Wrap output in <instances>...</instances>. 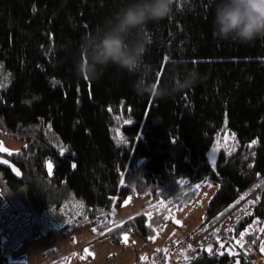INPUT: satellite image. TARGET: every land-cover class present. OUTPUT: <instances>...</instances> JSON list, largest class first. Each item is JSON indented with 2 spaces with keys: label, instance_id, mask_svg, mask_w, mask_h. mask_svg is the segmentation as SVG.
Here are the masks:
<instances>
[{
  "label": "trees",
  "instance_id": "obj_1",
  "mask_svg": "<svg viewBox=\"0 0 264 264\" xmlns=\"http://www.w3.org/2000/svg\"><path fill=\"white\" fill-rule=\"evenodd\" d=\"M124 2L0 0V135L23 141L15 152L0 151L21 173L16 179L0 167L2 247L9 252L58 231L43 217L49 204L79 202L88 220L133 196L148 197L143 209L162 208L103 222L97 232L114 243L135 233L141 247H151L164 234L156 230L165 223L160 213L188 207L209 182L215 190L184 241L227 216L232 237L188 247L172 264H247L246 248L264 243V38L218 39L211 0H174L168 17L146 26L145 61L158 86L174 69L196 67L200 79L171 96H140L137 77L115 65L97 78L77 69L83 35ZM224 128L236 147L210 162L207 152ZM255 189V205L236 207ZM173 246L133 264H168Z\"/></svg>",
  "mask_w": 264,
  "mask_h": 264
},
{
  "label": "rangeland",
  "instance_id": "obj_2",
  "mask_svg": "<svg viewBox=\"0 0 264 264\" xmlns=\"http://www.w3.org/2000/svg\"><path fill=\"white\" fill-rule=\"evenodd\" d=\"M21 145H23V141L19 139L0 135L1 152H4L2 151L4 148L10 150V152L5 153L15 152ZM235 147V135L229 128H224L215 136L213 144L207 152V158L210 162H213L219 150H230ZM47 169L51 174L52 162L50 160L47 161ZM200 185L194 202L188 207L186 206L173 214L159 212L163 214L165 223L156 228V230L164 231L162 238L156 242V245L161 243L164 245L163 247L159 246L157 249H166L170 244H174L169 251L172 255L166 258L168 264H172L173 258H186L190 245V248H193L195 245L212 244L215 241L213 240L214 234L221 233L222 230H225L224 227L227 226V223H232L230 216L224 217L222 218L223 221L221 219L216 224L218 226L220 223L216 233L212 232L213 229H211L206 234V238L202 239V232L200 231L193 234L190 240L184 241L186 235L199 224L206 203L215 190L213 183L202 182ZM258 199L259 190L255 189L243 195L236 207L244 204L245 211H248L250 207L256 204ZM147 201V196L127 197L119 206H113L106 215H98L88 220L81 219L83 209L79 202H67L60 205L49 204L44 209L43 217L59 230L47 236L34 238L9 252L4 251L0 242V264H33V256L37 253L40 254L41 259H46L48 264H133L135 252L136 258L140 259V254L147 250L149 246L141 247L143 241L135 233L123 235L122 240L118 243L111 242L100 236L97 232V225L103 222L120 223L139 211L149 214L151 212L155 213V209L160 211L162 208L161 205H158L157 208L150 209L149 204L148 207L143 209ZM237 241L238 239L235 238V242ZM262 246H264V243H260L259 248L252 247L264 256Z\"/></svg>",
  "mask_w": 264,
  "mask_h": 264
},
{
  "label": "clouds",
  "instance_id": "obj_3",
  "mask_svg": "<svg viewBox=\"0 0 264 264\" xmlns=\"http://www.w3.org/2000/svg\"><path fill=\"white\" fill-rule=\"evenodd\" d=\"M174 0H126L103 23L83 35L77 69L90 78H97L107 67L115 65L134 75L137 95H174L192 88L200 79L196 67L173 70L168 81L157 85L152 69L145 61L151 43L146 26L158 22L173 11ZM213 4L212 34L221 40L252 43L264 38V0H211ZM33 264H48L40 254Z\"/></svg>",
  "mask_w": 264,
  "mask_h": 264
},
{
  "label": "built area",
  "instance_id": "obj_4",
  "mask_svg": "<svg viewBox=\"0 0 264 264\" xmlns=\"http://www.w3.org/2000/svg\"><path fill=\"white\" fill-rule=\"evenodd\" d=\"M223 221V219L221 220ZM220 225V223L218 224V226ZM216 224L214 226H212L211 228L205 230L204 232H202V239L206 238V234H208L211 229H213L214 227L217 228L218 227ZM228 226H225L224 229L222 230L221 233L214 231L215 228L212 230V232H215L216 234H214L215 237H213V240H215L214 242H219L221 243L222 241H227L230 240L232 237V233L228 230ZM220 231V230H219ZM164 244H160V245H156V243L149 247L147 250L143 251L140 254V260L145 261L148 259V257L152 254L153 252V248L157 249L159 246L163 247ZM194 245V243H193ZM208 244H204L201 245L202 246H207ZM211 245V244H210ZM194 247H200V246H194ZM193 247V248H194ZM246 259H247V264H264V256L261 252H259L256 248L249 246L246 248Z\"/></svg>",
  "mask_w": 264,
  "mask_h": 264
},
{
  "label": "water",
  "instance_id": "obj_5",
  "mask_svg": "<svg viewBox=\"0 0 264 264\" xmlns=\"http://www.w3.org/2000/svg\"><path fill=\"white\" fill-rule=\"evenodd\" d=\"M3 160H6V159L3 157H0V161H3ZM0 167L8 169L14 178H16V179L21 178L20 171L14 165H12L10 162L8 164L0 163Z\"/></svg>",
  "mask_w": 264,
  "mask_h": 264
},
{
  "label": "snow or ice",
  "instance_id": "obj_6",
  "mask_svg": "<svg viewBox=\"0 0 264 264\" xmlns=\"http://www.w3.org/2000/svg\"><path fill=\"white\" fill-rule=\"evenodd\" d=\"M125 123H130V121H125ZM252 143L255 144L256 141H252ZM2 151H4V152H10V150L7 149V148L2 149ZM61 153H63V149H61ZM0 163L8 164L9 161H8V160H3V161H0ZM73 167H75V165H73ZM121 183H122V185H123V181H122ZM180 183H183V181H180ZM196 187H199V185H197ZM149 215H150V214H149ZM177 223H179V221H177ZM149 226H151V223H150ZM93 230L95 231V229H93ZM106 231H107V229H106ZM240 235L243 236L244 234L241 233ZM189 247H191V245H190ZM262 250H264V246H262ZM86 251H87V249H86Z\"/></svg>",
  "mask_w": 264,
  "mask_h": 264
},
{
  "label": "crops",
  "instance_id": "obj_7",
  "mask_svg": "<svg viewBox=\"0 0 264 264\" xmlns=\"http://www.w3.org/2000/svg\"><path fill=\"white\" fill-rule=\"evenodd\" d=\"M135 258H136V252H135ZM181 263V262H180Z\"/></svg>",
  "mask_w": 264,
  "mask_h": 264
},
{
  "label": "bare ground",
  "instance_id": "obj_8",
  "mask_svg": "<svg viewBox=\"0 0 264 264\" xmlns=\"http://www.w3.org/2000/svg\"><path fill=\"white\" fill-rule=\"evenodd\" d=\"M172 236V235H171Z\"/></svg>",
  "mask_w": 264,
  "mask_h": 264
}]
</instances>
